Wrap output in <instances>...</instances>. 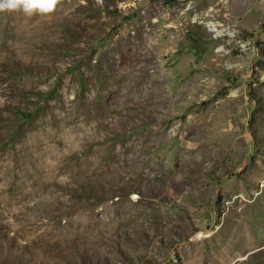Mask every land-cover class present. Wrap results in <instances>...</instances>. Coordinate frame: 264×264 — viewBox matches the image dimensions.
Returning <instances> with one entry per match:
<instances>
[{
  "label": "rangeland",
  "instance_id": "1",
  "mask_svg": "<svg viewBox=\"0 0 264 264\" xmlns=\"http://www.w3.org/2000/svg\"><path fill=\"white\" fill-rule=\"evenodd\" d=\"M0 264H264V0L0 13Z\"/></svg>",
  "mask_w": 264,
  "mask_h": 264
},
{
  "label": "clouds",
  "instance_id": "2",
  "mask_svg": "<svg viewBox=\"0 0 264 264\" xmlns=\"http://www.w3.org/2000/svg\"><path fill=\"white\" fill-rule=\"evenodd\" d=\"M61 0H0V13L22 10L25 15H49Z\"/></svg>",
  "mask_w": 264,
  "mask_h": 264
}]
</instances>
